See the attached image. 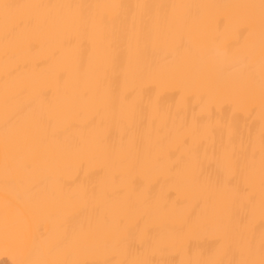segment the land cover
I'll use <instances>...</instances> for the list:
<instances>
[{"label":"bare ground","instance_id":"6f19581e","mask_svg":"<svg viewBox=\"0 0 264 264\" xmlns=\"http://www.w3.org/2000/svg\"><path fill=\"white\" fill-rule=\"evenodd\" d=\"M0 264H264V0H0Z\"/></svg>","mask_w":264,"mask_h":264}]
</instances>
